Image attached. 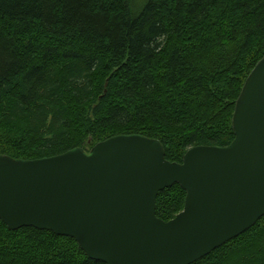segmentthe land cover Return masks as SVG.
I'll use <instances>...</instances> for the list:
<instances>
[{
	"label": "trees",
	"instance_id": "1",
	"mask_svg": "<svg viewBox=\"0 0 264 264\" xmlns=\"http://www.w3.org/2000/svg\"><path fill=\"white\" fill-rule=\"evenodd\" d=\"M264 56V0H0V155L36 159L117 134L159 139L182 162L230 144L236 101ZM179 185L157 196L165 221ZM0 264H106L53 231L10 230ZM192 264H264V216Z\"/></svg>",
	"mask_w": 264,
	"mask_h": 264
},
{
	"label": "water",
	"instance_id": "2",
	"mask_svg": "<svg viewBox=\"0 0 264 264\" xmlns=\"http://www.w3.org/2000/svg\"><path fill=\"white\" fill-rule=\"evenodd\" d=\"M225 146L196 145L182 162L163 143L117 134L36 159L0 155V219L74 238L106 264H192L264 216V56L248 75ZM179 184L183 211L165 221L157 196Z\"/></svg>",
	"mask_w": 264,
	"mask_h": 264
},
{
	"label": "rangeland",
	"instance_id": "3",
	"mask_svg": "<svg viewBox=\"0 0 264 264\" xmlns=\"http://www.w3.org/2000/svg\"><path fill=\"white\" fill-rule=\"evenodd\" d=\"M148 0H130L131 9L134 13H140Z\"/></svg>",
	"mask_w": 264,
	"mask_h": 264
}]
</instances>
